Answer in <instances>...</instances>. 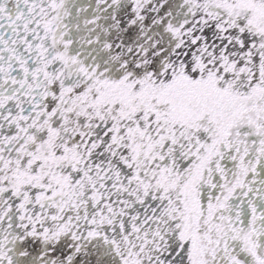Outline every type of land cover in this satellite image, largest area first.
Returning <instances> with one entry per match:
<instances>
[{
  "label": "snow or ice",
  "instance_id": "obj_1",
  "mask_svg": "<svg viewBox=\"0 0 264 264\" xmlns=\"http://www.w3.org/2000/svg\"><path fill=\"white\" fill-rule=\"evenodd\" d=\"M0 264H264V0H0Z\"/></svg>",
  "mask_w": 264,
  "mask_h": 264
}]
</instances>
